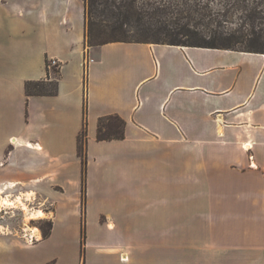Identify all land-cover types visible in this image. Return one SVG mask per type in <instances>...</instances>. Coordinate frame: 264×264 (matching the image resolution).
<instances>
[{
    "label": "crops",
    "instance_id": "crops-1",
    "mask_svg": "<svg viewBox=\"0 0 264 264\" xmlns=\"http://www.w3.org/2000/svg\"><path fill=\"white\" fill-rule=\"evenodd\" d=\"M47 1L37 16L58 27L42 64L16 81L18 99L0 97V112L22 115L21 129L0 140V195L38 196L53 207L52 227L33 241L0 230V264H264V53L87 46L83 0ZM39 80L55 81L56 92L28 94L25 83ZM110 114L125 120L124 137L97 140L98 118ZM76 218L85 224L80 255L68 250Z\"/></svg>",
    "mask_w": 264,
    "mask_h": 264
},
{
    "label": "trees",
    "instance_id": "trees-1",
    "mask_svg": "<svg viewBox=\"0 0 264 264\" xmlns=\"http://www.w3.org/2000/svg\"><path fill=\"white\" fill-rule=\"evenodd\" d=\"M246 2V0H241ZM84 38L87 46L109 42L167 43L209 48L233 49L264 53V8L259 3L247 6L239 2L225 3L223 9L212 8L204 0H83ZM254 2V1H253ZM240 9L239 27L219 30L213 24ZM196 25L209 28L205 36ZM207 28V29H208ZM55 81H27L28 94H54ZM125 120L117 114L101 116L97 121V140L124 137ZM87 137L86 120L77 137L81 158L82 209L85 202ZM52 222L42 227L43 237L50 233ZM85 224L81 225V245Z\"/></svg>",
    "mask_w": 264,
    "mask_h": 264
},
{
    "label": "rangeland",
    "instance_id": "rangeland-1",
    "mask_svg": "<svg viewBox=\"0 0 264 264\" xmlns=\"http://www.w3.org/2000/svg\"><path fill=\"white\" fill-rule=\"evenodd\" d=\"M44 1L45 0H0V97L6 95L9 100L18 99L20 92H18L17 86L19 83L17 84L16 81L25 75L26 69L31 68L37 71L38 65L42 64L41 53L43 51L47 52L46 48H48V42H50L52 38V32L58 27L56 19H49L45 23V21L38 18V8ZM204 2L215 9H223V5L227 2H239L241 5L245 3L247 6H253L259 3L258 6L264 8V0H246V2H242L241 0H204ZM239 13L240 9L235 11L233 15L229 14L228 18L221 19L219 24L214 23L213 27L215 25L219 30L239 27L240 21L237 18ZM79 22L80 21L76 22L77 30H79ZM195 28H198L205 36H209L210 34L208 27L196 25ZM46 63L47 68L51 70L53 74V80H55L58 76V67L52 65L50 68V59L46 60ZM72 69H74L73 65H69L68 70L66 69V81H73L75 77H77L75 70ZM0 113H3L0 117V140H2L5 138L6 132L10 133L21 129L22 115L16 108L6 109L2 107ZM2 145L4 150L10 147L5 142H2ZM13 157L17 158V160L21 159V150H14ZM2 195L4 194H1L0 197ZM18 195L22 197L23 203L27 205L30 210L41 209L45 213V216L31 218L25 222L26 213L22 208L2 207L0 209V230L6 233L23 235L26 232V225H29L31 227H37L42 234L43 225H45L47 221H50L53 210L52 205L41 202L38 196H32L31 193L20 194L16 192L8 196L15 200L19 197ZM67 209H71V206H68ZM69 214L70 216L73 215V213ZM72 222H74V224L66 229L72 237H74L73 231L75 227H77L79 235L77 234V244L76 246L74 245V249L73 243H68V250L72 253L76 250L77 254L80 255L82 248L84 249L85 247L84 244L81 245L80 238L82 223L80 225V220L78 221L77 218ZM60 233H62V231H60L59 234ZM53 250H55V252L61 251L59 248H45L46 253L52 252ZM63 250L64 247L62 248V251Z\"/></svg>",
    "mask_w": 264,
    "mask_h": 264
},
{
    "label": "bare ground",
    "instance_id": "bare-ground-1",
    "mask_svg": "<svg viewBox=\"0 0 264 264\" xmlns=\"http://www.w3.org/2000/svg\"><path fill=\"white\" fill-rule=\"evenodd\" d=\"M19 197L16 198L15 200L10 198L8 195H2L0 197V209L2 207H10V208H17L20 207L23 210H25L26 213V218L25 222L30 220L31 218H38V217H44L45 213L41 209H35V210H30L27 205H25L22 201V197L18 195ZM17 197V196H16ZM27 227L25 228V234L32 236V237H40V231L37 227H31L29 225H26ZM124 256V255H123Z\"/></svg>",
    "mask_w": 264,
    "mask_h": 264
},
{
    "label": "built area",
    "instance_id": "built-area-1",
    "mask_svg": "<svg viewBox=\"0 0 264 264\" xmlns=\"http://www.w3.org/2000/svg\"><path fill=\"white\" fill-rule=\"evenodd\" d=\"M52 65H53L54 67H58V65H59V64H58V61H57L56 59H50L49 67L51 68ZM29 240H30V241H33V237L29 236Z\"/></svg>",
    "mask_w": 264,
    "mask_h": 264
}]
</instances>
